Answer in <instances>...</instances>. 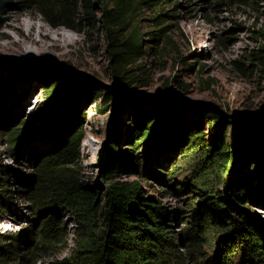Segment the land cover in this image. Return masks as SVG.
I'll return each mask as SVG.
<instances>
[{
  "label": "trees",
  "instance_id": "16d2710c",
  "mask_svg": "<svg viewBox=\"0 0 264 264\" xmlns=\"http://www.w3.org/2000/svg\"><path fill=\"white\" fill-rule=\"evenodd\" d=\"M7 2L0 0V12ZM170 2L22 0L20 4L33 7L51 27L63 26L83 32L85 28L93 30L99 26L106 40L105 52L110 60L114 87L129 93L125 90L136 84L137 62L145 55L140 17L146 11L159 9L152 19L159 29L148 35L155 46L159 43L173 46L165 35L166 27H161L165 18H169V13L162 8ZM81 23L85 27L81 28ZM49 71L54 70L48 68L46 72ZM13 74L11 70H0V95L10 89V82L22 80L28 72ZM81 83L71 89L64 88L62 93L53 91L52 100L40 115L36 128L30 127L34 120L18 125L6 121L7 98L0 97V138L6 136L12 145V154L22 146L20 138L25 133H30L29 140L41 138L47 135L52 124L61 133L54 148L44 153L33 151L29 155L28 163L33 173L25 179L30 189L21 190L19 196L32 205L37 218L30 220L32 225L25 232L31 242L26 245V253L18 256L19 264H36L39 262L35 257L38 246L52 245L59 240L61 228L56 213L72 216L76 224L74 247L68 258L47 264H183L187 259L191 264H264V223L244 209L246 204L256 203L258 198L264 201V131L257 123L229 120L232 130L231 142L227 146L223 140L227 118L214 108L199 109L197 114L194 113L198 117L189 116L180 127L177 124V104L173 101H159L153 112L140 110L142 104L138 99L124 96L123 103L128 102L133 107L134 125L128 130L126 151L135 153L131 164L138 178L144 160L137 155L141 144L150 145L153 159L170 148L180 135L183 148H176L180 151L179 157L188 158L189 153L193 156L187 163L190 176L184 183L196 187L204 201L200 204L194 200L189 202L183 219L185 226L176 234L170 224V214L157 198L145 192L138 181L115 179L114 175L121 170L122 164L121 154L114 145L119 138L118 128L110 151L101 162L103 171L107 172L102 201L97 198L98 192L80 176L78 167L83 132L76 120L78 115H83V107L91 102L100 100L102 105H107L120 100L113 90ZM21 96L22 93L18 98ZM70 100L74 104L65 111ZM181 107L189 110L186 106ZM157 122L160 125L155 133L152 127ZM203 124L210 127L207 143L205 139H195ZM174 157L163 158V165L162 162L156 165L166 172V181H170L174 171L179 169L175 164L167 166ZM146 160L143 162L148 167L152 163ZM12 175L0 165V207L4 199L11 197ZM223 176H226L224 193L215 194L211 181L217 178L222 182ZM170 185L167 184L172 188ZM209 236H214L218 243L211 260L202 252ZM32 241L35 243L29 248ZM18 242L15 234L0 235V264L15 260ZM178 242H181L182 249L178 248Z\"/></svg>",
  "mask_w": 264,
  "mask_h": 264
},
{
  "label": "rangeland",
  "instance_id": "374dc122",
  "mask_svg": "<svg viewBox=\"0 0 264 264\" xmlns=\"http://www.w3.org/2000/svg\"><path fill=\"white\" fill-rule=\"evenodd\" d=\"M21 1L8 0L0 12V31L27 46V50L19 54L0 49V70H11L14 74L28 72L22 80L10 82V89L3 96L0 95L7 98V109H4L7 114L6 121L18 125L34 120L35 123L30 127L36 128L40 115L52 100L53 91L62 93L64 88L71 89L81 83L67 74L80 73L101 85L115 88L109 69L110 60L105 52L106 40L99 26L93 30L85 28L83 32L63 26L51 27L33 7L21 5ZM162 9L169 13V18H165L161 27H166L165 35L171 39L173 46L163 43L155 46L148 35L149 32L159 29L152 21L153 14L158 13L159 9L146 11L140 17L145 55L137 62L139 68L135 70L136 84L125 90L142 104L139 105L140 110L156 111L158 98L173 101L177 104V124L181 127L189 116L198 117L196 114L199 109L214 108L227 118L223 128V140L227 146L231 142L232 130L229 120L248 119L257 123L264 131V0H171ZM78 13H81L79 9ZM95 17L98 16L95 14ZM9 22L18 28L7 29ZM26 24L39 25L42 30L66 33L67 48L64 54L51 50L37 51L30 44H26L29 32ZM83 27L85 24L81 23V28ZM5 42L0 37V43ZM48 68L54 71L46 72ZM21 93L22 96L18 98ZM119 97L120 100L111 101L107 105H102L100 100L86 104L83 115H78L76 119L83 132L78 167L80 176L98 192L97 198L102 201L107 172L103 171L101 162L110 151L115 129L118 128L119 138L114 145L117 153L121 154L122 164L121 170L114 175L115 179L138 181L145 192L160 201L170 214L173 231L179 234L185 226L183 219L189 209V202L194 200V203L200 204L204 201L196 187L186 186L184 183L190 176L187 163L193 156L189 153L188 158L179 157L180 151H176V148L181 146L180 135L169 149L166 148L162 155L153 159L150 145L141 144L137 155L141 159H148L152 164L145 167L142 159L139 168L141 177L138 178L131 164L135 153L126 151L128 130L134 126L131 112L133 107L128 102L123 103L124 96ZM70 101L66 103L65 111L74 104ZM181 106H186L189 110L185 111ZM159 125L160 122L154 123L152 128L155 133ZM209 128L203 124L200 135L195 139H205L207 143L211 135ZM29 135L30 133H25L20 138L23 146L14 154L6 136L2 135L0 138V165L9 174H13L11 197L4 199L0 207V235L15 234L19 238V250L10 264H19L18 256L26 253V245L31 241L27 239L25 232L32 225L30 220L37 218L32 205L19 196L21 190L30 189L25 179L33 173V168L28 163L29 155L33 151L44 153L54 148L60 141L61 133L52 124L44 137L29 140ZM262 137L264 139V135ZM171 155H175L174 160L167 166L175 164L179 169L174 171L170 181H166V172L159 170L156 165L161 162L163 165V158ZM15 176L21 177L23 183ZM221 179L222 182L217 178L211 181L215 194L224 193L223 183L226 176ZM168 183L172 188L167 186ZM244 209L250 216H255L264 223V201L258 198L256 203L250 202ZM56 215L61 236L52 245L38 246L35 257L39 262L36 264L68 258L74 247L76 224L72 216ZM34 243L32 241L29 248ZM226 243L229 244L228 241ZM177 246L179 249L183 247L181 242ZM217 247L215 237L209 236L207 246L202 252L211 260ZM183 264L191 263L187 259Z\"/></svg>",
  "mask_w": 264,
  "mask_h": 264
},
{
  "label": "bare ground",
  "instance_id": "6f19581e",
  "mask_svg": "<svg viewBox=\"0 0 264 264\" xmlns=\"http://www.w3.org/2000/svg\"><path fill=\"white\" fill-rule=\"evenodd\" d=\"M7 29H17L12 23L6 25ZM29 30L28 36L26 38V44H30L31 47L37 49V51L51 50L53 52H59L61 55L64 54L65 48H67V35L66 33L60 31H48L42 30L41 26L35 24H26ZM0 37H3L6 42L1 44L0 49H3L7 53H21L26 51V45L20 44V42L15 41L7 33L0 31Z\"/></svg>",
  "mask_w": 264,
  "mask_h": 264
},
{
  "label": "water",
  "instance_id": "95a60500",
  "mask_svg": "<svg viewBox=\"0 0 264 264\" xmlns=\"http://www.w3.org/2000/svg\"><path fill=\"white\" fill-rule=\"evenodd\" d=\"M72 76L75 78V80H79L81 82H87V83H91V84H96V85H100L101 87L105 88V89H110V90H113L116 94H119L121 96H133L132 94L130 93H125L123 92L120 88H111L109 86H105V85H101L99 84L97 81H95L94 79L86 76V75H83V74H80V73H71V74H67V76ZM142 98V97H141ZM159 101H163L164 98H158ZM248 120V119H247ZM250 121V120H248ZM23 146V145H22ZM21 146V147H22ZM16 178H18L20 181V183H23V179L21 177H18V176H15Z\"/></svg>",
  "mask_w": 264,
  "mask_h": 264
}]
</instances>
